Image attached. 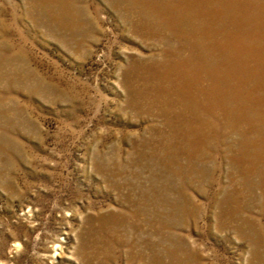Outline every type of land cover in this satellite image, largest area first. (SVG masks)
<instances>
[{
	"label": "rangeland",
	"instance_id": "374dc122",
	"mask_svg": "<svg viewBox=\"0 0 264 264\" xmlns=\"http://www.w3.org/2000/svg\"><path fill=\"white\" fill-rule=\"evenodd\" d=\"M0 264H264V0H0Z\"/></svg>",
	"mask_w": 264,
	"mask_h": 264
}]
</instances>
